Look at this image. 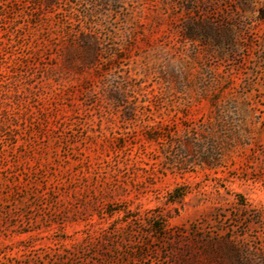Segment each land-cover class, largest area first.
<instances>
[{
    "label": "rangeland",
    "instance_id": "1",
    "mask_svg": "<svg viewBox=\"0 0 264 264\" xmlns=\"http://www.w3.org/2000/svg\"><path fill=\"white\" fill-rule=\"evenodd\" d=\"M0 120V264H264V0H0Z\"/></svg>",
    "mask_w": 264,
    "mask_h": 264
},
{
    "label": "trees",
    "instance_id": "2",
    "mask_svg": "<svg viewBox=\"0 0 264 264\" xmlns=\"http://www.w3.org/2000/svg\"><path fill=\"white\" fill-rule=\"evenodd\" d=\"M55 1L56 0H45V4L47 5V7H51L55 3ZM219 29L220 28H216V29L213 27L210 28L213 34L212 36H214L215 40H218V36H219L218 33L221 32ZM225 31H227L226 28L225 30L222 31V33H224ZM101 47H102V44L100 40L98 39V37H95L91 34L79 35L76 41H72V42L64 44V46L62 47V52L64 51L65 53H63V59H62L63 68H61V72H63L64 75H66L69 71H73L75 73H81L82 69L84 68L87 69V67H94L95 63L98 61L99 56L102 53ZM33 51H35L34 55L36 56L37 50L33 48ZM52 71L56 72V70L54 69H52ZM120 81H121L120 77H114L113 79L114 86L111 89L112 94H113V99L115 101L123 100L124 107L126 108V110L130 113H136L137 106L128 100L124 101V88L122 87V81L121 83ZM92 96L93 95L91 94V97ZM3 113H4L3 117L10 119L11 113L9 109H6V110L4 109ZM132 120H135V119H132ZM223 123L224 121L220 119L219 117H216L215 119H210L209 126H211V128L208 130L213 131L219 128H223L224 127ZM2 126L3 124H2V121L0 120V128ZM2 129L4 130V127H2ZM212 138H215V136H212ZM188 141L190 142L189 144L194 146V151H193L192 156L195 154L196 156H198V158L200 156H204L203 147L200 146L201 144L199 143L198 138H189ZM212 142H213V145L210 146L209 151H208V154L210 155L209 157L210 159H213L215 156V152H214L215 146L214 145L217 144L214 141ZM182 155H185V153L182 152ZM201 159L203 160L204 165L206 166L210 165L211 160H209L207 157H203ZM178 197H180V195Z\"/></svg>",
    "mask_w": 264,
    "mask_h": 264
}]
</instances>
